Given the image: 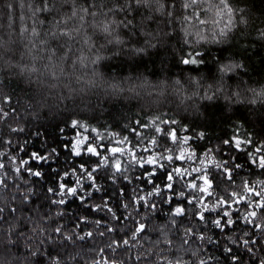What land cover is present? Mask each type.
I'll return each mask as SVG.
<instances>
[{
  "label": "trees",
  "instance_id": "obj_1",
  "mask_svg": "<svg viewBox=\"0 0 264 264\" xmlns=\"http://www.w3.org/2000/svg\"><path fill=\"white\" fill-rule=\"evenodd\" d=\"M0 264H264V0H0Z\"/></svg>",
  "mask_w": 264,
  "mask_h": 264
},
{
  "label": "rangeland",
  "instance_id": "obj_2",
  "mask_svg": "<svg viewBox=\"0 0 264 264\" xmlns=\"http://www.w3.org/2000/svg\"><path fill=\"white\" fill-rule=\"evenodd\" d=\"M74 151H75V153H81L84 151L93 152V151H95V149L91 145L88 144V141L84 136H79V137H77V139L75 141ZM180 155L182 156V159L184 162H187V163L189 162L191 165H194L195 160L190 157L188 150H186L185 148L182 149V152L180 153ZM199 164H200V166H198ZM201 165H205L203 161L196 164L195 166L190 167V170H189L190 173L189 174L192 175L193 177L199 175L198 178L201 180L200 182L202 184L201 190L207 191L209 189V183H208V180L205 177V175L202 174L203 172H202Z\"/></svg>",
  "mask_w": 264,
  "mask_h": 264
}]
</instances>
